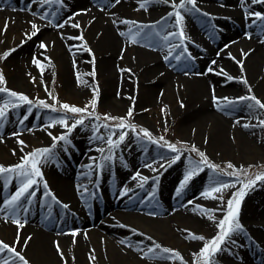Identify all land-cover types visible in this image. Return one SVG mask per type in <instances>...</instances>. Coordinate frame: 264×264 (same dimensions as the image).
<instances>
[{"label": "bare ground", "instance_id": "1", "mask_svg": "<svg viewBox=\"0 0 264 264\" xmlns=\"http://www.w3.org/2000/svg\"><path fill=\"white\" fill-rule=\"evenodd\" d=\"M141 2L121 0L119 5L111 7L114 0H63L60 22L75 13L82 14L64 28L54 29L40 16L55 11V5L41 7L32 0H0V27L3 29L6 21L9 25L6 32L0 31L6 89L15 92L16 87L22 89L24 76L47 78L53 74L60 77L64 92L80 96L95 87L99 105L126 113L131 107L140 119L145 109L159 106L164 98L172 100L171 103L179 100V106L173 107V117L179 118V133L200 142L216 158L230 155L239 162L263 161L264 127L258 126V122L264 119V109H248L246 104L251 101L223 106L242 96H255L264 103V43H261L264 31L257 26L259 21L252 23L254 17L246 19L247 13L264 14V4H252L251 0L246 5H241L240 0H197L199 14L182 13V27L188 37L184 46L195 57L191 62L184 57L181 61L172 58L182 48L172 51L167 61L164 59L171 45L177 44V38L165 41L162 37L179 31L175 17H167L174 12L171 4L180 0L167 3L153 0L147 10L137 11ZM113 20L136 21L154 27L145 28L148 35L142 33L132 43L128 36L119 34L127 32L129 26L114 24ZM30 22L37 24L40 31L26 40V33L32 31ZM76 22L81 25L79 29L70 27ZM81 34L84 41L68 39ZM10 35L15 38L11 39ZM41 42L46 49L39 47ZM81 44L91 54L83 47H74ZM12 49L15 51L3 58L4 51ZM242 52L249 55L244 57ZM33 57L40 62V67L33 64ZM93 59L95 78L83 75L89 84H78L77 76L92 72L90 61ZM240 60L244 62L243 74L236 63ZM210 67L213 71H209ZM221 68L235 79L228 81L225 75L219 74ZM214 95L219 106L213 103ZM9 99L6 93L0 94V107ZM5 111L6 118L0 121V165L11 167L35 149L51 148L52 129L46 125L55 119L32 108L29 113L28 105L16 109L9 106ZM26 115L28 119L21 124ZM244 124L250 127L244 128ZM89 126L82 125L77 136L68 134L70 143H58L52 149L55 159L40 165L43 181L36 186L37 196L32 205H25L29 211L20 213L24 227L19 229V244L14 243L17 226L5 223V214L0 213V241L15 247L30 264H192V256L199 252L202 241L186 239V236L190 232L206 239L215 229L213 221L198 213V207L212 210L214 218L220 210L215 200L202 196L212 185L214 175L203 169L177 196V188L194 164L182 153L178 161L171 163V157H159L161 150L152 145L146 148L142 140L130 133L121 145L124 149H113V160L106 162L105 168L89 169L87 166L94 163L90 158L100 162L102 154L97 148L107 152L106 138L113 132L110 129L93 136L89 134ZM17 132L20 134L15 135ZM18 141H23V145ZM63 161L66 162L63 164ZM137 172L140 176L132 179ZM11 175L13 179L7 187L0 180V206L17 189L15 174ZM141 177L147 178L143 187ZM44 182L61 204L68 205L67 209L44 196ZM98 187L104 192L103 199L93 194ZM125 189L128 194L121 196ZM44 201L51 203L49 220L44 219L49 212L46 204L41 206ZM244 207L238 217L244 232L233 235L236 243L226 245V250L215 256L217 264H264V182H258L248 191ZM73 230L79 233L75 238L61 234ZM29 236L32 239L25 247L24 240ZM129 241L131 247L126 246ZM153 241L178 252L182 260L166 258L159 251L151 258L142 259L143 253L134 249H146ZM54 242L59 243L64 260ZM247 245L250 254L246 251ZM90 255L96 259L90 262Z\"/></svg>", "mask_w": 264, "mask_h": 264}, {"label": "snow or ice", "instance_id": "2", "mask_svg": "<svg viewBox=\"0 0 264 264\" xmlns=\"http://www.w3.org/2000/svg\"><path fill=\"white\" fill-rule=\"evenodd\" d=\"M106 2V0H105ZM153 0H142V2L139 4V8L137 10L143 9L147 10V6L151 4ZM168 0H165V3H167ZM32 3L40 4L41 7L44 5H55L56 9L52 12H45L43 15L40 16V19L47 20L49 24L53 23L52 19H49V17L55 18L60 9L64 7L63 0H32ZM121 3V0H114V3L111 5V7H115L116 5H119ZM241 5H246L247 0H240ZM252 4H264V0H251ZM172 8L174 9V12L169 13L167 18H171L172 16L175 17V25L178 27L179 31L177 32H171L162 37L163 40L169 41L172 38H177L180 43L179 44H172L171 50L169 52L168 56H165L164 59L167 61L169 57L171 56V52L174 51L176 48H182V52L178 55H175L172 57L176 61H181L182 57L185 58V60H192L193 57L190 55H185L187 53V48L184 47V42L188 39L186 36L184 30H183V21H184V15L182 13H186L189 11H195L198 14L200 13V9L197 7V0H180L179 3H172ZM101 11L104 9L101 8ZM82 13H75L72 16L68 17L63 22L56 24L55 27L57 28H64L66 24H68L69 21L74 20L75 16L81 15ZM204 16H208L209 14L203 13ZM252 19V23L256 24V22H260L257 26L260 27L261 31H264V14L260 12L255 13H247L246 19ZM114 24H123L127 25L128 30L127 32L121 31L119 34L121 36H128V38L131 40L132 43L137 42V38L142 36V33L144 36H147L148 33L144 32L145 28L148 27H154V26H148V25H140L136 21H128V20H120L116 21L113 20ZM159 23V22H158ZM8 22L6 21L3 29L0 31H7L8 28ZM30 27L32 31L30 33H26V40H31L33 37H35L38 32L40 31L39 27L35 23L30 22ZM70 27L79 29L81 27L79 22L70 24ZM251 38L250 36L248 37ZM69 40H79L84 41L83 35L75 36V37H68ZM23 43V41H22ZM261 43H264V40L261 41ZM39 47L41 49H46V45L41 42ZM74 47H83L85 51H88L91 54V50L88 49L84 44L76 45ZM11 51H15V49H12L8 52L3 53V58H7L8 55H10ZM249 53H243L242 56L247 57ZM232 59H235L234 57H230ZM47 59V57H45ZM90 63H93V70L91 73H85L81 76H77V82L78 84H84L88 85L89 82L87 80H84L82 78L83 75H91L93 78H95L96 72L94 67V59L93 61H90ZM215 61H213V64ZM236 63L241 68V73L244 72V62L243 60L236 61ZM33 64L37 67H40V62L33 57ZM122 71L130 72L129 69H122ZM209 71H213V69L210 67ZM226 76L228 81H232L235 78L227 75L225 70L223 68L220 69V73ZM35 78H33L34 82ZM243 83H247L246 80L242 81ZM41 83H44L42 80ZM0 84H6L5 78L2 73H0ZM93 99L91 100L90 104L85 105L84 108L76 107V106H70L68 104H61L60 109H62L65 113H72V114H79L80 118L75 119L73 123L69 125L68 119L66 117H62L58 120H54L51 123L47 124L46 127H53L54 124H60L66 128V133L60 135L59 137H53L54 143L52 144L51 148H42V149H35L31 153L27 154L26 156H23L21 158V163H18L17 165L11 166V167H5L0 165V180L4 181L5 187L12 181L13 176L11 174H15L16 180H17V189L16 191L11 195L10 198L6 199L2 206H0V213L5 214V223L11 222L12 224L17 226V236L14 243L19 244L20 243V233L19 229H22L24 227V221L20 218L21 211L28 212L29 209L25 207V205H32L34 198L37 196L36 186L43 181V175L40 169V165L49 163L52 161V149H55L57 147V142L62 141L65 144H69L70 141L68 139V134H70L73 129H75L78 126H82L85 124V118H88L90 120H99L100 117L95 115V108L97 103V93L98 89L93 87ZM249 92L252 91L251 88L248 89ZM6 93V95L10 98L7 102L4 103L3 107H0V121H3L6 118V111L5 109L9 108V106L12 109L19 108L21 105H29V113H31V108L35 107L37 105H34L33 102L24 94L16 93L15 91H11L6 89V87H0V94ZM49 95L51 96V93L49 92ZM55 99V98H53ZM134 99V98H133ZM227 99V98H225ZM244 101H251V103L246 104V107L248 109L253 108H260L264 109V103H262L258 98L255 96H242L238 97L236 101L229 100L227 105H224L223 107H231L235 103H240ZM213 103L218 105V100L213 96ZM38 106L40 108L50 109L52 112H57V108L55 107V104L48 105L43 100L39 101ZM219 106V105H218ZM183 107V105H181ZM89 108L92 109L91 112H89ZM133 116V109L129 107L128 112L126 114V117H109L104 116V120H117L118 123L116 124L115 130H113L112 134H109L106 138V143L108 145L107 152L104 148H97L96 150L99 151L102 156L100 158V162L96 163L95 157H92L90 159L93 160V164L88 165L87 167L89 169H92L95 167L96 169H103L105 168L106 162H111L113 160L112 151L115 148H118L121 143L124 142L125 137L127 135L126 132L123 131V129L129 128L132 132H136V125L126 123V119H130ZM28 116L26 115L20 123L23 124L24 120H27ZM258 126L264 127V119H260L258 122ZM99 126L96 124L92 125V129L95 132ZM104 128H108L107 124L102 125ZM244 128L250 127L248 124L243 125ZM118 132V138L116 140H113V135H115ZM20 133L17 132L15 135H19ZM138 136H143L147 138L151 143L158 144L159 141L154 139L151 135V133L145 129H140ZM94 139H102L101 137H94ZM163 137H160L159 140L163 141ZM2 142V141H0ZM19 144L23 145V141H18ZM164 144L167 145L169 151L176 153L173 157H171V163H175L180 159V150L175 146L168 144L166 141H164ZM192 151H197L195 146L192 147ZM15 154V153H13ZM201 159L198 164L193 165L189 168L187 173L184 176V180L180 184V186L177 188V196H180L183 189L186 187L188 182L192 179L194 175H196L198 172L203 171L202 166H206L209 168L213 174L217 173L218 166L211 163L204 155V153H199ZM146 167H151L150 164H146ZM170 166V165H169ZM161 167H164L162 164ZM229 169H232L231 172H226L221 170L220 175L223 176H231L235 177L236 180H239L240 175L243 174L245 177L248 176V173L245 169L240 168L237 169L234 165L229 163L227 165ZM155 171V169H153ZM89 178L91 177V172L87 174ZM140 176V173L137 172L135 176L132 177V179H136ZM264 181V172H258L255 174L254 179H247V182H241V186L237 189V191L233 192L231 196L226 200L223 201V191L230 188V187H236V184H229L224 181L217 180L215 176L213 177L212 185L209 186L203 193L202 196L204 198H209L213 200H221L223 201L226 210L223 211V215L219 219H215L211 215L212 210H203L199 209L198 207V213L201 215L206 216L209 220L213 221L216 224L217 227V234L212 237L210 240H205L203 236H198L192 233H188V236H186V239H194V240H200L204 241L202 248L198 253H194V256L196 257V260H194L193 264H198V261L202 260L203 264H217V261L215 260V256L218 253H222L226 250V245L228 244H235L236 241L232 239L233 235L237 234H243L244 229L239 222V210H240V203L243 199V197L246 195V190L253 189L257 182ZM147 182V178L141 177V183L140 186L143 187V184ZM44 188V196L50 197L51 202L55 203L56 205L61 206L64 209L68 208V205L61 204V202L52 194L51 191L48 190V184L46 182L43 183ZM87 188L84 189V192H87ZM83 195V193H81ZM128 194V190L125 189L121 191L120 195L125 196ZM219 194V195H217ZM191 203V201H189ZM47 205L49 208V212L44 217L45 220H49L51 218V203H48L47 201H44L42 203V207L44 205ZM65 235H71L73 238H75L79 233L75 230H73L70 233H61ZM85 238L86 234H85ZM32 239V237H27L24 240V246L26 247L29 243V241ZM148 239H151L148 237ZM58 254H60L61 259L64 260V254L61 250L59 243L54 242ZM73 243H75V239L73 240ZM122 244H124V241H121ZM126 246L131 247L132 242L129 241ZM137 251H140L143 253L141 256L142 259L145 258H151L156 255L157 250L159 252L166 254V258L169 259H176V260H182V257L180 254L174 250H170L168 248H163L159 243H156L155 241L152 242V245L145 248H137L134 249ZM96 259L95 255L89 256V261H94ZM17 262H20V264H30V262L19 252L16 251L15 247L10 246L3 241H0V264H17Z\"/></svg>", "mask_w": 264, "mask_h": 264}, {"label": "rangeland", "instance_id": "3", "mask_svg": "<svg viewBox=\"0 0 264 264\" xmlns=\"http://www.w3.org/2000/svg\"><path fill=\"white\" fill-rule=\"evenodd\" d=\"M56 8V7H55ZM143 11V9H140V11ZM139 11V10H137ZM209 14V13H208ZM209 16V15H208ZM49 19L53 20V23L50 24L51 26L54 27V29H58L57 27H55L56 24L61 23V16L60 13H58V15L55 18L50 17ZM47 21V20H46ZM52 29V28H51ZM0 30H2V28L0 27ZM11 39L15 38V35H10ZM7 49H9L7 47ZM6 52V51H4ZM188 55H190L189 52H187ZM191 56V55H190ZM191 57H194V54H192ZM2 58L0 57V73L3 74L4 78H5V68L3 66L2 63ZM191 62L195 61L194 58L192 60H190ZM33 78H35L34 82H33ZM24 81L25 86L21 89L16 87L17 91L16 93L19 94H24L26 95L32 102L34 105H37L35 107H32V109L37 112L38 114L43 113L46 114L49 118L51 119H55L58 120L62 117H66L68 119L69 125L71 123L74 122L75 119L80 118L79 114H72V113H65L62 109H60V105L61 104H68L70 106H76V107H80V108H84L85 105L90 104L91 100L93 99V90L89 91V92H85V94H81L80 96H72L70 94H68L67 92H64L61 89V79L60 77H56L55 75L51 74L49 77L45 78V77H40L38 75H28L27 77L24 76V78H22ZM44 81V83H41V81ZM0 87H5V84H0ZM21 90L22 92L18 91ZM49 92L51 93V96L49 95ZM55 98V99H53ZM97 99V103H96V108H95V115L99 116L100 119L99 120H90L88 118H85V124H90L89 126V134L90 135H96V134H101L103 132H108L110 129L113 131L116 128V124L118 123L117 120H104L103 117L104 116H109V117H117V118H121V117H126V112L125 111H120V112H115L112 111L110 109L104 108L101 105H99L98 102V93L96 96ZM43 100L46 104L48 105H53L55 104V107L57 108V112H52L50 109H45V108H40L38 106L39 101ZM172 100H170L169 98H164L161 101V104L157 107H151L145 109V113H143V117L138 118L135 114H133V116L130 119H126L125 122L129 123V124H134L136 125V132H132L131 129L126 128L123 129L124 132L126 133H130L133 134L135 136V138H137L138 140H142L144 146L146 148H149L150 145L158 148L159 150H161V155H159V157H172L174 155H176V153H173L171 151H169L168 147L166 144H164V141H166L168 144L171 145H175L179 150L180 153H182L188 161H190L191 163H193L194 165L198 164L201 157L199 155L200 152L204 153L205 157L213 164L218 166L217 169V173L213 174L212 171L207 168L206 166H202L203 169H206L208 172H210L212 175H214L216 177L217 180L220 181H224L226 183L229 184H236V187H230L226 190L223 191L222 195H223V201H226L233 192L237 191V189L241 186V182H247V179H254L255 174L258 172H264V160H254V161H250V160H243V162H239L238 160L235 159L234 156H222L221 158H216L213 155H211L210 151L208 152V150L205 149V147L200 145V142H197L191 138H189L188 136L179 133L178 128L180 126L178 119L179 118H174L173 117V107H178V102L179 100L175 101L173 103H171ZM29 106V105H28ZM92 109L89 108V112H91ZM128 112V111H127ZM96 124L99 127L97 128V130L94 132L92 129V125ZM107 124L108 128H104L102 127V125ZM81 126L76 127L75 129H73V131L70 134L75 135L77 130L80 128ZM52 132L49 135V139L54 143L53 137H59L62 134L66 133V128L60 124H54L53 127H51ZM140 129H145L147 131H149L152 135V137L156 140L159 141L158 144H153L151 143L147 138L143 137V136H138V133L140 131ZM75 132V133H74ZM79 134V133H78ZM117 136L114 137L113 140H116L118 138V132L116 133ZM77 136V134H76ZM80 136V134H79ZM163 137V141H160L159 138ZM61 141H58V143H60ZM122 143L119 145L118 148H123V146H121ZM75 146V145H74ZM195 146V148L197 149V151H192V147ZM121 150V149H120ZM125 150H127V148H125ZM122 155H124L122 153ZM52 156L53 159L52 161L55 159L54 158V153L52 150ZM66 161H63L62 163L64 164ZM21 163V162H19ZM231 163L232 165H234L237 169L243 168L247 171L248 176L245 177L243 174L240 175L239 180H236L235 177H231V176H223L220 175V171H226V172H231L232 169H229L227 167V165ZM199 173V172H198ZM197 173V174H198ZM194 175V176H197ZM264 182V181H261ZM258 183V182H257ZM38 187H36V191H37ZM249 190H246V195L243 197L241 203H240V210L239 213H241V211L243 209H245L244 207V203H245V199L247 198V194H248ZM219 195V194H217ZM218 207L220 208L219 212L217 213V215L215 216V219H219L222 217L223 215V211L226 210V207L223 203V201L217 199L215 200ZM103 216V215H102ZM215 229L213 232H209L207 235V238L205 240H210L212 237H214L217 234V227L216 224L214 223ZM77 227H74L72 229H75ZM204 241H202V246H203ZM249 246H247V253H249V251H251V249L248 248ZM202 247H200L201 249ZM199 249V251H200ZM159 251V250H157ZM198 253V252H197ZM196 260V257L193 255L192 256V262ZM193 264V263H192ZM198 264H203V261L200 260L198 261Z\"/></svg>", "mask_w": 264, "mask_h": 264}]
</instances>
